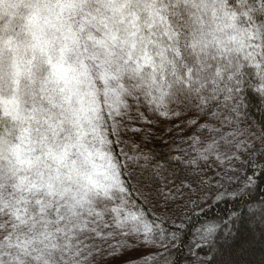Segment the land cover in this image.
<instances>
[{
  "label": "snow or ice",
  "instance_id": "6c2138e0",
  "mask_svg": "<svg viewBox=\"0 0 264 264\" xmlns=\"http://www.w3.org/2000/svg\"><path fill=\"white\" fill-rule=\"evenodd\" d=\"M258 191L264 0H0V264H264Z\"/></svg>",
  "mask_w": 264,
  "mask_h": 264
},
{
  "label": "trees",
  "instance_id": "16d2710c",
  "mask_svg": "<svg viewBox=\"0 0 264 264\" xmlns=\"http://www.w3.org/2000/svg\"><path fill=\"white\" fill-rule=\"evenodd\" d=\"M254 195L257 197V199L264 198V193L260 191L254 193ZM230 208H231V204H221L220 206L215 207L209 211H210V215L223 216Z\"/></svg>",
  "mask_w": 264,
  "mask_h": 264
}]
</instances>
